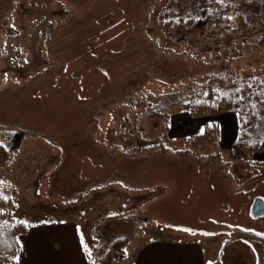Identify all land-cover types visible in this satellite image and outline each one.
Instances as JSON below:
<instances>
[{
	"label": "rangeland",
	"instance_id": "obj_1",
	"mask_svg": "<svg viewBox=\"0 0 264 264\" xmlns=\"http://www.w3.org/2000/svg\"><path fill=\"white\" fill-rule=\"evenodd\" d=\"M171 1L0 0V132L33 135L0 168L2 191L14 221L76 226L91 264H139L143 243L204 230L264 237L253 214L264 186L233 191L264 172V156L228 150L233 113L193 119L173 105L216 74H264V0L237 2L254 31L232 46L166 37L158 16ZM205 123L220 125V145L190 143ZM133 233L126 260L98 262Z\"/></svg>",
	"mask_w": 264,
	"mask_h": 264
},
{
	"label": "trees",
	"instance_id": "obj_2",
	"mask_svg": "<svg viewBox=\"0 0 264 264\" xmlns=\"http://www.w3.org/2000/svg\"><path fill=\"white\" fill-rule=\"evenodd\" d=\"M39 6L48 7L52 0H32ZM241 0H172L158 16L160 26L168 38L184 41L195 36L214 39L213 42L232 46L240 38H249L254 31L252 17L237 9ZM232 17V19H228ZM264 45V32L260 40ZM243 97V99H241ZM193 119L233 113L237 118V137L231 151L236 157H249L264 153V74L243 78L240 74H216L196 89L185 101L176 104ZM150 118L164 120L161 112L154 111ZM33 135L23 129H6L0 132V168L10 166L21 146ZM221 129L218 123H205L203 133L190 137L193 146L220 145ZM164 151L162 146L145 150L134 149V154L147 151ZM184 156L197 157L191 150L180 152ZM212 156H218L213 154ZM264 180V172L252 176L246 184ZM0 185V264H17L21 252L20 237L27 235L31 225L14 221V199L7 197ZM108 219H120L115 216ZM135 233L115 241L110 252L98 262L124 260L126 249ZM230 237L242 239L253 246L258 264L264 263V238L244 232H232Z\"/></svg>",
	"mask_w": 264,
	"mask_h": 264
},
{
	"label": "crops",
	"instance_id": "obj_3",
	"mask_svg": "<svg viewBox=\"0 0 264 264\" xmlns=\"http://www.w3.org/2000/svg\"><path fill=\"white\" fill-rule=\"evenodd\" d=\"M227 117L229 120H233V116ZM203 130L204 127L197 130L193 135H199L203 133ZM232 131V137L227 143L228 150H231L237 137V121L235 129L232 127ZM256 156L262 157L264 153L256 154ZM222 177L229 178L226 174H222ZM250 178L235 180L233 191H238L237 189L242 184L250 185L246 184ZM252 185L261 188L264 186V180ZM206 194L210 200H213V190L207 189ZM256 194L257 202L264 203V191L260 190ZM217 195L219 194L217 193ZM263 217L264 215L255 216L256 223L260 221L264 223ZM196 234L198 238L195 240L166 241L155 239L143 243L140 248L139 264H258L255 249L242 239L224 236V234L216 231L209 233L207 230ZM255 236L262 237V235ZM19 241L21 252L17 264H91L89 253L81 235L77 227L71 223L64 226L51 225L50 223L31 225L29 233L21 236ZM252 254L256 258L253 263L251 259H247L248 256L249 258L252 257Z\"/></svg>",
	"mask_w": 264,
	"mask_h": 264
},
{
	"label": "water",
	"instance_id": "obj_4",
	"mask_svg": "<svg viewBox=\"0 0 264 264\" xmlns=\"http://www.w3.org/2000/svg\"><path fill=\"white\" fill-rule=\"evenodd\" d=\"M254 216L261 217L264 215V203L261 201L256 202L254 206Z\"/></svg>",
	"mask_w": 264,
	"mask_h": 264
},
{
	"label": "snow or ice",
	"instance_id": "obj_5",
	"mask_svg": "<svg viewBox=\"0 0 264 264\" xmlns=\"http://www.w3.org/2000/svg\"><path fill=\"white\" fill-rule=\"evenodd\" d=\"M209 2H211V0H209ZM216 2L219 3V4H223L224 0H216ZM228 19H232V17H228ZM241 99H243V97H241ZM3 199L7 200V197H3ZM21 223H25V222L22 221ZM184 231H190V230L189 229H184ZM89 254H91V253L89 252Z\"/></svg>",
	"mask_w": 264,
	"mask_h": 264
}]
</instances>
